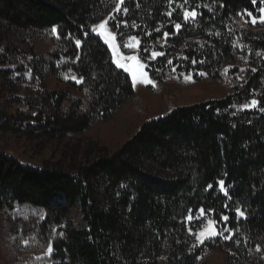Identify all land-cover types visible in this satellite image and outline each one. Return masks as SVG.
Instances as JSON below:
<instances>
[{
  "label": "trees",
  "instance_id": "trees-1",
  "mask_svg": "<svg viewBox=\"0 0 264 264\" xmlns=\"http://www.w3.org/2000/svg\"><path fill=\"white\" fill-rule=\"evenodd\" d=\"M118 4L0 0L5 264H264V23L251 20L264 5L124 0L117 12ZM193 9L195 22L185 20ZM113 16L127 26L116 29ZM106 19L122 52L137 37L139 57L158 83L227 76L231 92L144 122L117 148L71 147L67 141L113 119L134 97L130 75L91 31ZM47 39L50 49L40 53L38 43ZM14 139L33 152L51 150L35 166L11 151ZM200 208L217 230L227 214L232 239L217 235L201 244Z\"/></svg>",
  "mask_w": 264,
  "mask_h": 264
},
{
  "label": "rangeland",
  "instance_id": "rangeland-1",
  "mask_svg": "<svg viewBox=\"0 0 264 264\" xmlns=\"http://www.w3.org/2000/svg\"><path fill=\"white\" fill-rule=\"evenodd\" d=\"M252 19L253 18H251V20ZM257 23L262 24L264 22H261L260 18H256L254 24ZM99 25L95 27L96 33L103 32L104 35L100 36L96 33L94 34L101 37L105 42V39L110 38L113 33L110 31L108 24L105 25L104 28H100ZM112 43L116 45L115 49L107 45L115 61L118 60L120 63L125 64L128 69L137 73L138 82L134 88V97L113 119L108 122L106 121L94 125L86 134L81 136V138H72L67 141V144L71 147H74L76 144L81 145L82 148L90 144H98L117 148L125 143L144 122L157 120L170 114L174 109L179 107L189 106L194 103H202L211 99L223 98L231 92L232 80L227 76L223 77L221 80L204 78V80L198 82L190 75H187L185 77H188V79L184 78L182 82L168 78L158 83L151 78L147 67H139V64L144 63L139 57V45H135V42L130 40L129 44H132L133 47L129 48V51L125 53L119 48L116 39L112 41ZM38 45L40 53H46L50 49V42L48 39L40 40ZM130 56H136L137 60H129L128 57ZM141 72L148 73L149 77L154 81L155 87L151 84L141 82ZM11 143L12 152L22 160L35 166H41V158L46 157L51 150V148H48L46 153L40 151V148H36L33 152L32 148L27 146L25 140L14 139ZM0 149H2V146H0ZM198 216L199 219L204 220V223L201 229L196 232L197 240L204 239L205 241L207 240L206 237L211 234V230L216 229V225L215 223L209 224L208 221L213 220L205 217L204 214H199ZM201 232L205 233L204 237H200ZM0 248H2V245ZM217 253L223 255L225 252L218 251ZM4 254L5 253H2L0 250V264H5L6 262Z\"/></svg>",
  "mask_w": 264,
  "mask_h": 264
},
{
  "label": "snow or ice",
  "instance_id": "snow-or-ice-1",
  "mask_svg": "<svg viewBox=\"0 0 264 264\" xmlns=\"http://www.w3.org/2000/svg\"><path fill=\"white\" fill-rule=\"evenodd\" d=\"M185 2H186V0H185ZM250 2H251L253 5H256V4H257V0H250ZM259 2H260L262 5H264V0H259ZM169 3H171V0H169ZM122 4H124V0H119V4L116 6V11H117V12H120V5H122ZM123 11H124L125 13H127V11H128L127 7H125V8L123 9ZM259 11H260V13L262 14L261 17H260V20H261V22H264V7H260ZM246 14H247V16H249V17H252V16H253L252 11H247ZM168 15L170 16L171 13L169 12ZM197 15H198L197 11H196L195 9H193V10H191V11H186V12H184L183 17H184L185 20H187L188 17H191L192 20L195 22ZM200 15L202 16L203 13H200ZM111 19L113 20V22H114V27H115L116 29H119V28L121 27L122 24L125 25V26H127V23H128V22H127L126 20H121V19H119V17H116V16L111 17ZM255 22H256V18L253 17V19H252V23H255ZM107 24H108V20L106 19V20L103 21V23H101V24L99 25V27H100V28H104L105 25H107ZM175 28H176L177 30H179V29L181 28V24H179V23L175 24ZM53 31H55V30H53ZM91 31H92L93 33H96V28H92ZM96 34H97V35H100V36H103V35H104L103 32H99V33H96ZM87 35H88V33H85V36H87ZM121 35H123V33H121ZM164 35H165V37H167V36H168V33H165ZM115 39H116V36H115V35H112L110 38H106V39H105V43L108 44L110 48L115 49L116 45H115L114 43H112V41H114ZM130 40L133 41V42H135V45H137V46H138L139 43H140V41L137 39L136 36H131V37H130ZM80 43H81L80 40H77V41H76V44H77V45H80ZM125 46L128 47V48H132V47H133L132 44H126ZM145 51H147V49H145ZM161 54H162V53H159V52H152V53H151V57H157V56H160ZM128 59H129V60H133V61H135V60H137V57H136V56H130V57H128ZM185 59H187V57H185ZM115 63L117 64V67H118V68L123 69L125 72H128V73H129V75H130V77H131V85H130V86H131L132 88H135L136 85H137V82H138V81H137V73L134 72V71H131L130 69H128V68L126 67L125 64L120 63L118 60L115 61ZM195 63H196V61L193 60V61H192V64L194 65ZM201 63H203V61H201ZM167 64L171 65V64H173V61H172V60H168V61H167ZM139 67H141V68H145V67H147V64H146V63H141V64H139ZM158 71H159V69H158ZM172 71H176V66L173 67ZM253 71H255V69H253ZM182 75H183V74H182ZM198 75L205 76L206 73H204V72H199ZM140 76H141V78H142L141 82H145V83H147V84H151L153 87H155V83H154V81L149 77V75H148L147 72H141V73H140ZM185 79H188V77H185ZM78 82H81V81H78ZM251 105H253V106L257 105V100H255V99L251 100ZM245 107H247V105H245ZM218 184H219V189H220V191L223 192V194H224L226 197H228V198L230 199L231 197L229 196L227 190H226L225 187H224V181H223V180H220V181H218ZM211 187H212L211 185H208V188H209V189H211ZM224 208H225V210H227V209H228V205L225 204V205H224ZM198 212H199L200 214H203V213H204V209H203V208H200V209H198ZM235 212H236V214H237L238 217H243V216H244V213H243L240 209H238V208L235 209ZM187 219H188L189 221H191V220L194 219V217L191 215V213H189V215L187 216ZM195 219H199V216L195 217ZM245 219H246V217H245ZM228 220H229V216H228L227 214H223V213H221V214H220V221L222 222V227H221V229H220V230H216V229L211 230V234L208 235L206 238L209 239V240H212V239H214L217 235H219L222 239H225V240H231V239H232V236L234 235V230H232V229L228 226V224H227V221H228ZM208 223H209V224H212V223H214V222H213V221H208ZM224 233H228V235H224ZM204 236H205V233H204V232H201V233H200V237H204ZM198 238H199V237H198ZM199 242H200L201 244H203V243H204V239H200ZM51 252H52V248L49 247V248H48V253L51 254Z\"/></svg>",
  "mask_w": 264,
  "mask_h": 264
}]
</instances>
